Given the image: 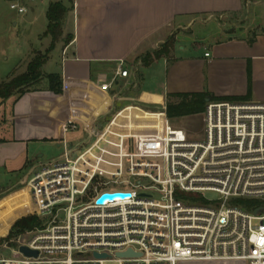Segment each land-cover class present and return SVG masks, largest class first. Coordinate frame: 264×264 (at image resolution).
I'll return each instance as SVG.
<instances>
[{"label": "built area", "instance_id": "2783aa9c", "mask_svg": "<svg viewBox=\"0 0 264 264\" xmlns=\"http://www.w3.org/2000/svg\"><path fill=\"white\" fill-rule=\"evenodd\" d=\"M123 67L102 91L128 78ZM64 129L77 127L66 121ZM144 141L160 151L137 150ZM30 174L26 216L42 223L6 242L13 257L0 264H264V208L247 211L239 202H264V103H206L199 140L167 119L137 130L111 120L90 146L64 147ZM205 193L218 198L208 202ZM103 196L115 197L99 203ZM127 251L134 256L117 257Z\"/></svg>", "mask_w": 264, "mask_h": 264}, {"label": "crops", "instance_id": "0c3cea01", "mask_svg": "<svg viewBox=\"0 0 264 264\" xmlns=\"http://www.w3.org/2000/svg\"><path fill=\"white\" fill-rule=\"evenodd\" d=\"M70 1L72 11L55 45L61 48L62 93L48 91L47 83L12 100L9 127L0 129V168L13 162L31 164L33 142L53 144L62 153L64 147H88L111 120L123 130L158 127L167 119L169 96L203 94L205 105L206 100L264 103V0ZM213 23L216 28L209 26ZM182 36L201 41L191 42L194 50H178ZM170 39L169 56L143 67L141 58ZM119 62L128 78L117 77L102 91L100 86L111 82ZM196 116L202 117L204 130V111ZM66 121L77 130L66 131ZM78 131L84 138L70 141L68 134ZM21 189L26 191L23 206L12 207L17 214L31 209L28 191ZM7 211L0 209V217Z\"/></svg>", "mask_w": 264, "mask_h": 264}, {"label": "rangeland", "instance_id": "374dc122", "mask_svg": "<svg viewBox=\"0 0 264 264\" xmlns=\"http://www.w3.org/2000/svg\"><path fill=\"white\" fill-rule=\"evenodd\" d=\"M54 1L58 0H0V83H5L12 77L23 74L26 71L28 63L34 58L35 54L46 53L51 40L49 37H44L47 26L45 14L48 5ZM11 4H17L24 7L26 10H31L33 13V20L31 22L25 21V15L18 14L16 10L10 9ZM209 26L216 28L214 23ZM207 28L209 27L200 28V31H207ZM198 41L201 40L192 38L191 42L199 43ZM191 42L182 36L179 40L178 50L181 48H185L186 51L194 50L196 47ZM60 55L61 48L59 46L50 52L46 65L40 69L41 81L38 85L32 87L33 89L45 86L47 84L46 76L48 74H57L60 76ZM141 74H143V71H141ZM10 99L11 100L8 102H0V129H7L9 127L11 121V102L16 99V97ZM4 102L6 105L5 117L2 115V104ZM179 120L180 119H175V121H170L169 123L173 128L185 132L190 140H199L201 138L203 133V121L201 116ZM97 133L98 131L94 136H96ZM68 138L69 140L74 139L75 141H80L84 136L81 131H78L75 134H68ZM151 146L154 147L155 152H159L161 149L160 144L147 141L140 142V144L136 146V149L145 151L146 147ZM30 147L31 151H34L32 155L33 162L31 164L27 162H13L11 165L9 163L5 167L0 168V209L5 210V208H8V211L4 213L3 217H0V257L6 259H12L13 249H4L3 246L6 242H10V240L14 238L7 239V231L8 233L10 232L12 221L14 223L22 218L24 215L21 214L26 212L22 209L17 214V209L12 208L14 205L23 206L22 200L26 191L25 189H17L25 187L26 182L32 177L30 174L31 167L37 168L39 165L57 161L62 154V149L56 148L53 144L33 142L30 144ZM128 149V151L131 152V143H129ZM112 153H116V151H112ZM12 186H16V188ZM204 198L208 202H214L217 200L218 195L214 193H205ZM260 212H262V209ZM18 215L20 216L18 217Z\"/></svg>", "mask_w": 264, "mask_h": 264}, {"label": "trees", "instance_id": "16d2710c", "mask_svg": "<svg viewBox=\"0 0 264 264\" xmlns=\"http://www.w3.org/2000/svg\"><path fill=\"white\" fill-rule=\"evenodd\" d=\"M69 11H72V3L67 0L64 4L61 1L53 2L48 5L46 11L47 26L44 33V37H49L51 42L45 54H35L34 58L28 63L26 71L19 75L12 77L5 83H0V102L6 101L12 97L16 99L22 97L25 93L35 91L32 87L39 84L41 81V67L47 62L48 55L55 48V45L61 39L63 35V23L65 16ZM173 47V39L168 40L161 49L152 53L147 54L141 58L143 67L149 66L155 60L162 57L169 56ZM48 83V91L60 95L62 93V82L58 75L46 76ZM205 95L194 94V95H181V96H169V102L165 107V114L168 120L181 119L184 117L196 116L204 111ZM178 99L176 103H172L170 100ZM243 208L247 211H254L260 208H264V202L259 201H239ZM41 220L34 215L22 217L15 221L10 227L8 238H13L18 235L33 231L40 228Z\"/></svg>", "mask_w": 264, "mask_h": 264}, {"label": "water", "instance_id": "95a60500", "mask_svg": "<svg viewBox=\"0 0 264 264\" xmlns=\"http://www.w3.org/2000/svg\"><path fill=\"white\" fill-rule=\"evenodd\" d=\"M25 21H27V22H31V21H32V11L29 10V9L27 10L26 15H25ZM206 103H208V100H206ZM113 197H115V196H103V197H101V199L99 200V203H101L104 199H111V198H113ZM118 197L123 198V197H125V196H124V195H119ZM257 213H259V212H255V215H256ZM19 252H20L21 254H23L24 256H26V257H36V256H37V253H36V252L29 251V250H28L27 248H25V247H21V248H19ZM132 256H134V254H132L131 251H127V252L124 253V254H118L117 257H132ZM96 257L99 258V256H96ZM100 258H101V259H104L105 256H101Z\"/></svg>", "mask_w": 264, "mask_h": 264}]
</instances>
